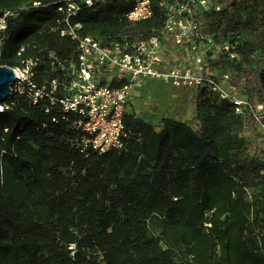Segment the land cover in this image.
Listing matches in <instances>:
<instances>
[{"label": "trees", "instance_id": "obj_1", "mask_svg": "<svg viewBox=\"0 0 264 264\" xmlns=\"http://www.w3.org/2000/svg\"><path fill=\"white\" fill-rule=\"evenodd\" d=\"M212 1L197 13L201 31L235 41L238 59L222 54L210 66L230 85L251 73L240 94L264 104V0ZM60 2L0 0V15L14 14L0 67L35 60L41 85L57 75L52 58L74 59L75 42L51 30ZM131 5L97 0L71 20L104 45L156 35L168 12L154 4L149 19L128 22ZM1 106L0 264H264V162L238 156L245 126L264 132L209 89L196 90L194 127L164 117L155 130L126 111V151L102 155L80 154L43 106L14 94Z\"/></svg>", "mask_w": 264, "mask_h": 264}, {"label": "built area", "instance_id": "obj_2", "mask_svg": "<svg viewBox=\"0 0 264 264\" xmlns=\"http://www.w3.org/2000/svg\"><path fill=\"white\" fill-rule=\"evenodd\" d=\"M95 1L61 0L51 30L74 41L76 52L74 59L52 58L56 77L38 85L37 63L32 59L12 68L15 82L11 95L23 97L29 107L43 106L46 114L54 112L51 123H66L72 133L71 143L80 154L89 150L99 155L126 151L124 115L129 98L134 88L148 81L176 89L207 88L219 100L232 104L235 114H250L264 132V104L237 93L226 77L220 79L210 66L222 54L231 60H237L238 54L235 41L217 43L201 31L196 16L208 9V0H131L125 15L128 22L149 19L154 4L165 9L168 16L157 34L148 39L120 37L106 45L91 36H82L81 25L71 20ZM211 9L218 11L219 6ZM13 17L11 11L0 15V40ZM7 108L0 106V112Z\"/></svg>", "mask_w": 264, "mask_h": 264}, {"label": "rangeland", "instance_id": "obj_3", "mask_svg": "<svg viewBox=\"0 0 264 264\" xmlns=\"http://www.w3.org/2000/svg\"><path fill=\"white\" fill-rule=\"evenodd\" d=\"M214 3L212 1L209 5L212 6ZM240 63L244 64L243 61ZM255 65L256 63L252 61L251 66ZM259 67L263 68L264 64H260ZM245 68V65L241 66L242 71H245ZM231 79L234 85L228 84L234 87L237 93H241L249 85L247 83L248 80H252L253 77L251 73H247L240 77L232 76ZM195 93V89H176L161 82L148 81L143 86L133 89V96L129 98L127 114L133 120L150 124L155 130H158L157 126L164 117L172 118L194 127L195 124L192 122V118L195 113ZM239 137L243 143L244 150L240 152L241 154L238 153V156L247 155L264 162V138L258 134V130L248 124L243 128ZM260 218V226L262 233H264V213H261ZM181 262V259H176L177 264Z\"/></svg>", "mask_w": 264, "mask_h": 264}, {"label": "water", "instance_id": "obj_4", "mask_svg": "<svg viewBox=\"0 0 264 264\" xmlns=\"http://www.w3.org/2000/svg\"><path fill=\"white\" fill-rule=\"evenodd\" d=\"M15 82V75L12 68L0 67V106L11 95V86Z\"/></svg>", "mask_w": 264, "mask_h": 264}, {"label": "crops", "instance_id": "obj_5", "mask_svg": "<svg viewBox=\"0 0 264 264\" xmlns=\"http://www.w3.org/2000/svg\"><path fill=\"white\" fill-rule=\"evenodd\" d=\"M132 96H133V94H132ZM132 96H131V98H132Z\"/></svg>", "mask_w": 264, "mask_h": 264}]
</instances>
